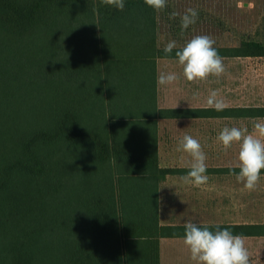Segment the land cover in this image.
Returning <instances> with one entry per match:
<instances>
[{
  "label": "trees",
  "instance_id": "obj_1",
  "mask_svg": "<svg viewBox=\"0 0 264 264\" xmlns=\"http://www.w3.org/2000/svg\"><path fill=\"white\" fill-rule=\"evenodd\" d=\"M100 0H0V264H158L157 12ZM163 11V10H162ZM264 56V42L214 46ZM229 172L239 171L234 167ZM264 172V170H261ZM263 235L264 222L234 225Z\"/></svg>",
  "mask_w": 264,
  "mask_h": 264
},
{
  "label": "rangeland",
  "instance_id": "obj_2",
  "mask_svg": "<svg viewBox=\"0 0 264 264\" xmlns=\"http://www.w3.org/2000/svg\"><path fill=\"white\" fill-rule=\"evenodd\" d=\"M197 9L199 16L181 34V15L188 9ZM173 13L178 15L173 16ZM157 45L165 47L170 41L183 46L197 35L210 36L213 46H236L241 39L253 38L264 42V0H167V6L158 17ZM225 72L204 81L189 82L180 75L177 59H157L158 74L175 72L179 78L169 85H158L160 105H207L211 90L228 106L264 105V56H221ZM264 117H213L205 128L196 124L194 138L206 153V162L219 167L213 173V194H221L222 204L236 210L237 218L264 222V172H261L255 190L244 189L235 175L224 172L225 166H234L239 145L233 144L227 152L217 142L224 127H247L252 131L255 122ZM215 170V169H214ZM218 179V180H216ZM264 255L261 254L263 260Z\"/></svg>",
  "mask_w": 264,
  "mask_h": 264
},
{
  "label": "clouds",
  "instance_id": "obj_3",
  "mask_svg": "<svg viewBox=\"0 0 264 264\" xmlns=\"http://www.w3.org/2000/svg\"><path fill=\"white\" fill-rule=\"evenodd\" d=\"M102 5L124 10V0H100ZM144 3L159 12L167 6V0H144ZM178 13H173V16ZM199 13L195 8H188L181 15V34L190 25L196 23ZM215 41L207 35H197L188 40L175 52L177 63L182 71L180 75L189 82L204 81L210 76L219 78L225 67L223 58L213 46ZM176 42H168L163 51L171 54L176 49ZM179 76L175 72L160 73L158 85H169ZM228 105L218 98L216 90H211L207 98V107L223 111ZM217 142L227 152L233 144L239 145L237 160L233 171L236 180L248 191L255 190L264 170V121L255 122L252 131L247 127H224L217 135ZM176 150L186 153L190 158L189 171L182 177L185 183L194 187L207 184V156L200 142L191 135L185 134L179 141ZM214 227V230H213ZM200 225L192 220L184 224L183 244L189 252L193 264H249V253L242 236L233 234L227 227Z\"/></svg>",
  "mask_w": 264,
  "mask_h": 264
},
{
  "label": "crops",
  "instance_id": "obj_4",
  "mask_svg": "<svg viewBox=\"0 0 264 264\" xmlns=\"http://www.w3.org/2000/svg\"><path fill=\"white\" fill-rule=\"evenodd\" d=\"M177 59L176 57H157L156 68V101L159 108H206L207 105H160L158 102V70L157 59ZM213 118L208 115H187L180 112L177 116H161L156 119L157 139V163L160 168H168L170 171L158 173L156 199L158 211V223L160 226L170 227V234L158 236V264H193L188 250L183 244L184 224L192 220L200 225L213 227L219 225L229 228L233 234L240 235L245 241V247L249 253V264H264V234L244 235L238 234L234 225L241 224L245 220L237 218L235 210H228L222 204L221 194H213V173L219 171V167L206 162V175L209 177L207 184L194 187L185 183L183 176L189 171L191 158L176 150L178 141L185 135L195 136L196 124L205 128L206 120ZM234 166H225V168ZM215 169V170H214ZM224 172H229L226 169ZM237 172V171H235ZM233 173V172H229ZM218 180V179H216ZM256 222V221H250ZM214 230V227H213ZM264 257V256H263Z\"/></svg>",
  "mask_w": 264,
  "mask_h": 264
}]
</instances>
